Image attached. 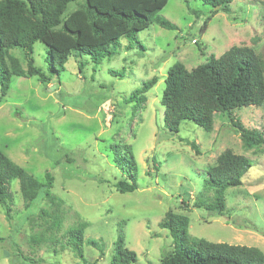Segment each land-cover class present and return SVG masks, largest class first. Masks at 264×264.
<instances>
[{
  "label": "rangeland",
  "instance_id": "1",
  "mask_svg": "<svg viewBox=\"0 0 264 264\" xmlns=\"http://www.w3.org/2000/svg\"><path fill=\"white\" fill-rule=\"evenodd\" d=\"M214 9L203 0H168L161 14L177 29L154 22L130 40L123 37L100 63L87 53L71 56L59 75L49 69L47 46L35 43V64L51 79L13 76L4 96L0 86V149L41 181L50 171L56 199L49 202L42 189L26 208L19 180L11 181L10 218L0 204V264H110L120 236L138 255L130 264H159L173 248L169 230L159 224L170 209L189 216L190 237L264 251V145L245 148L226 115L215 116L210 132L190 119L172 131L164 120L165 79L175 62L191 69L233 45L251 46L264 58V0H233L230 12ZM10 53L28 68L23 49ZM153 77L145 102L128 100ZM233 115L264 133V104ZM116 144L123 151L132 146L134 191L115 187L128 177L114 161ZM228 148L251 157L253 167L227 190L224 214L197 208L199 195L213 194L205 184L209 166ZM83 222L86 239L101 238L104 248L85 241L82 257L68 244L67 231Z\"/></svg>",
  "mask_w": 264,
  "mask_h": 264
},
{
  "label": "trees",
  "instance_id": "2",
  "mask_svg": "<svg viewBox=\"0 0 264 264\" xmlns=\"http://www.w3.org/2000/svg\"><path fill=\"white\" fill-rule=\"evenodd\" d=\"M203 1L215 8L214 11L219 6L218 10L230 12L233 0ZM167 3L168 0H85L83 3L80 0H0L2 96L8 93L13 76L36 75L43 83L51 79L35 64L33 53L37 41L47 46L49 69L57 75L65 69L71 56L87 53L97 64L122 45L123 37L130 40L154 22L168 29H177V24L161 14ZM14 47L25 51L27 69L10 53ZM83 68L81 62L79 70ZM165 81L162 104L165 107L164 120L170 130L179 132L181 123L190 119L210 132L214 128L215 116L226 115L245 148L264 145L263 132L246 127L233 115L234 110L243 106L264 104V58L253 47L233 45L220 56L211 54L206 62L191 69L177 61L169 68ZM156 82L157 77L145 81L128 100L145 102L146 92ZM190 144L199 152L195 141ZM113 154L117 166L128 175L119 179L115 187L123 193L136 190L138 163L132 146L123 151L116 144ZM253 165V159L245 154L230 148L221 152L205 176V184L213 194L209 198L199 195L195 206L224 214L227 190L241 185ZM13 179L19 180L26 208L42 189L45 191L43 197L54 203L53 174L47 171L45 181H41L0 149V204L8 218L12 210L9 201L12 199L10 183ZM183 202L188 204L185 200ZM159 224L169 230L174 242L173 248L162 255L159 264H264V251L257 246L190 237L187 214L170 209ZM86 226L87 223L83 222L67 231L68 244L82 257L85 241L101 250L104 248L103 239H86ZM137 259L136 251L126 245L123 237H118L110 264H130ZM85 264L96 262L86 261Z\"/></svg>",
  "mask_w": 264,
  "mask_h": 264
},
{
  "label": "water",
  "instance_id": "3",
  "mask_svg": "<svg viewBox=\"0 0 264 264\" xmlns=\"http://www.w3.org/2000/svg\"><path fill=\"white\" fill-rule=\"evenodd\" d=\"M219 6H216V8H218Z\"/></svg>",
  "mask_w": 264,
  "mask_h": 264
}]
</instances>
